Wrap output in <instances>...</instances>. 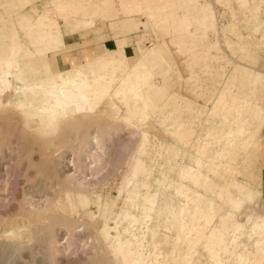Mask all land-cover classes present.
I'll return each instance as SVG.
<instances>
[{
  "label": "rangeland",
  "instance_id": "rangeland-1",
  "mask_svg": "<svg viewBox=\"0 0 264 264\" xmlns=\"http://www.w3.org/2000/svg\"><path fill=\"white\" fill-rule=\"evenodd\" d=\"M263 4L0 0V54L14 38L20 42L17 63L30 83L75 71L106 75L100 64L114 58L117 69L113 102L107 98L93 111L59 118L51 124L56 129L27 116L32 106L20 85L0 89V264H125L114 242L102 237L116 220L132 249L135 237L144 241L143 256L151 264H264V251L258 257L251 251L257 237L251 227L264 216L257 189L264 145ZM76 38L74 65L58 70L56 56L72 49L65 42ZM143 52H150L154 76L139 87L150 107L138 121L133 113L140 101L122 79L139 75L135 66ZM107 75L103 83L112 79ZM123 86L126 97L119 93ZM229 107L239 109L232 113ZM240 124L245 132L229 135ZM100 150L106 159L97 170ZM137 160L145 168L138 182L146 187L133 203L123 184ZM250 189L256 198L246 197ZM155 194L152 218L142 223L144 196ZM125 213L137 215L139 223L125 221ZM204 216L212 224L205 232L195 222ZM236 221L243 224L240 232Z\"/></svg>",
  "mask_w": 264,
  "mask_h": 264
},
{
  "label": "bare ground",
  "instance_id": "bare-ground-1",
  "mask_svg": "<svg viewBox=\"0 0 264 264\" xmlns=\"http://www.w3.org/2000/svg\"><path fill=\"white\" fill-rule=\"evenodd\" d=\"M153 7V6H152ZM155 7V6H154ZM137 9V8H136ZM149 16V13L147 14ZM153 15V14H151ZM150 15V16H151ZM156 16V13L154 14ZM153 15V17H154ZM39 17V16H38ZM152 19V18H151ZM45 21L44 15L40 16L39 22H43ZM51 34H44L42 35V39L43 41L46 40L47 36H49ZM180 37V36H179ZM20 39V38H19ZM47 41V40H46ZM182 43V42H181ZM182 45V44H181ZM23 45L20 44V42H18L17 40H12V44H10L8 50L6 52H3L0 54V89L3 88L5 90H9V91H13L14 87H16L17 85H20V88L23 92V94L26 96L25 98H28L27 100L29 101V103L31 104V108L28 110V112L26 113L28 117H31V119H34L37 121V126L42 127L44 129H48L49 126H52L51 124H54L55 122L59 121V118L62 117H66L70 114H74V113H81V112H85L87 109H89L88 111H93V108L103 104L104 101L107 98H110V101L113 102V98L110 94V89H112L111 85L112 82L115 81L116 76L114 75L117 71L116 69V58L114 59H109L106 62H103L102 64H100L103 68H105L106 71H108L107 73L111 72L112 75V79L107 82V83H103L106 82V75H102L100 73L97 74V76L95 75V77L92 75L90 76L89 74L85 73L84 71H75L74 75H59L56 79L55 77L53 78H49L47 80H44L43 78L40 80H37L36 82H29V79L26 78V74L24 73V71L20 68L19 64L17 63V57L18 55L20 56L19 52H21V49L24 47H22ZM180 46V45H179ZM60 47V46H59ZM63 47V45L61 46ZM175 47V46H174ZM123 49V47H122ZM180 49V48H179ZM142 55H139V59L137 61V65L135 66V68H137L138 72V76L135 78V80L132 79L131 74H126L125 78L122 79V83H132L131 85L128 86L130 92H133L134 96L137 98V100L140 101V103L137 105V109L135 110L134 114V119H137L138 121H142L145 120L146 118V114L147 111L150 107L149 105V96H145V94L143 93V91L139 90V87L141 85H147L149 83H151V80L153 79L154 73H153V68L147 66V60H150L149 54L150 52H143L140 53ZM112 57V56H111ZM152 61L155 62V55H152ZM154 58V59H153ZM119 60V58H118ZM122 60H124L122 58ZM137 60V59H136ZM56 61V60H55ZM54 61V62H55ZM45 70V69H44ZM124 70V69H123ZM134 70V67H133ZM28 72L30 70H27ZM37 71V70H35ZM48 71V70H47ZM132 72V71H131ZM134 72V71H133ZM37 73V72H36ZM125 73V71H124ZM248 75V74H247ZM25 76V78H24ZM43 76V75H42ZM46 76V75H45ZM108 76V75H107ZM245 77V76H243ZM248 77V76H247ZM108 78V77H107ZM40 79V78H39ZM111 87V88H110ZM125 86H123V89L119 90V93L121 92L122 94H124V97L127 96L126 94V90L124 89ZM247 87V86H246ZM122 88V87H121ZM116 91V90H115ZM124 91V92H123ZM118 93V92H115ZM222 93V92H220ZM217 94V93H216ZM219 94V93H218ZM119 95V94H117ZM223 95V94H222ZM120 96V95H119ZM118 96V97H119ZM131 96V95H129ZM21 97V96H20ZM19 98V97H17ZM23 98V97H22ZM117 98V97H116ZM115 98V99H116ZM220 98V96H219ZM229 98V97H228ZM234 98V97H233ZM230 99V98H229ZM117 100V99H116ZM233 100V99H232ZM243 101V100H241ZM248 101V99H247ZM1 102V101H0ZM106 102V101H105ZM235 102V100H234ZM8 104V103H7ZM105 104V103H104ZM235 104V103H234ZM233 104V105H234ZM9 105V104H8ZM20 107H22L24 109V103L20 102ZM245 105H249L246 104V101L244 100V106ZM251 105V104H250ZM153 106V105H152ZM156 106V105H155ZM154 106V107H155ZM236 107V106H234ZM233 107V108H234ZM238 107V106H237ZM240 107V106H239ZM243 107V105H242ZM241 107V108H242ZM247 107V106H246ZM250 107V106H249ZM134 107H131V109H133ZM156 108V107H155ZM154 108V109H155ZM224 108V106H223ZM240 108V109H241ZM244 108V107H243ZM242 108V109H243ZM19 109V107H18ZM26 109V108H25ZM228 109V108H227ZM236 109V108H234ZM239 109V108H238ZM238 109H236L235 111H237ZM247 109V108H246ZM127 110V109H126ZM134 110V109H133ZM132 110V111H133ZM230 110V107H229ZM250 110V109H249ZM223 111V110H222ZM232 111V110H230ZM235 111H232V113ZM229 112V111H228ZM240 112V111H239ZM237 112V113H239ZM128 114V113H126ZM154 114V113H153ZM131 115H129L130 117ZM133 117V116H132ZM239 118V117H238ZM133 119V118H132ZM247 119V118H246ZM130 120V119H129ZM236 120V118H235ZM244 121V120H243ZM242 121V122H243ZM247 121V120H245ZM244 121V123H245ZM241 122V120H240ZM239 122V123H240ZM59 124V122H58ZM55 125V124H54ZM56 126V125H55ZM213 126V125H212ZM244 124L243 125H239V127L235 130H231L229 133L233 134L236 136L237 134H243L245 132L244 129ZM218 127V126H217ZM50 128V127H49ZM54 128V126H52V129ZM56 129V128H54ZM216 130V129H215ZM220 130V129H219ZM212 131V130H211ZM216 132V131H215ZM220 133V132H219ZM227 133V134H228ZM208 134V133H207ZM211 134V133H210ZM220 135V134H218ZM233 135V136H234ZM209 136V135H208ZM213 137V136H212ZM237 137V136H236ZM94 138V137H93ZM218 138V137H217ZM95 140V139H94ZM219 140V139H218ZM234 140V137H233ZM231 141L229 142V144H231ZM95 142V141H94ZM235 142V141H233ZM209 143V142H208ZM207 143V144H208ZM245 143V141H244ZM97 144V143H96ZM95 144V145H96ZM228 144V143H227ZM92 145V144H91ZM210 145V144H209ZM207 145V146H209ZM232 145V144H231ZM260 145V144H259ZM94 148V143L92 145ZM113 147V146H112ZM245 147V146H244ZM93 148V149H94ZM97 148V147H96ZM114 148V147H113ZM105 149V148H104ZM200 149V148H199ZM101 151V150H100ZM221 151V150H220ZM99 152V151H98ZM97 152V153H98ZM104 152V151H103ZM229 152V150L227 151ZM96 153V154H97ZM100 153V152H99ZM223 153V152H222ZM226 153V152H225ZM224 155V154H223ZM227 155V154H226ZM96 159H94L95 162L94 163V169L96 168L98 170V168L103 167L104 164H102V161L106 159V157L104 156V154H102V151ZM221 157V156H220ZM226 156H224L225 158ZM95 158V157H94ZM44 160V159H43ZM42 160V162H43ZM139 160V159H138ZM137 160V162H138ZM232 161H234L233 159H231ZM140 162V161H139ZM138 162V164L136 165L135 168H132V172L129 176H127V178H125L126 180L124 181L123 184V192H125L130 198V200H133V203H137L135 202V200L138 197L139 191L144 187H146V184L143 183V187L141 188L142 184L140 182H138V180L140 179L139 175L141 173H143L145 170V168L143 169V165H140ZM66 163V162H65ZM143 163V162H142ZM77 164V163H76ZM106 164V162H105ZM144 164V163H143ZM75 165V164H74ZM109 165V164H108ZM134 165V164H133ZM145 166V164H144ZM230 166V165H229ZM92 167V168H93ZM190 167V166H189ZM227 168V166L225 167ZM231 168V167H230ZM131 170V169H130ZM143 171V172H142ZM200 171V170H199ZM211 171V170H210ZM226 171V170H225ZM228 171V170H227ZM230 171V170H229ZM232 171V170H231ZM57 172V171H56ZM193 172V171H192ZM75 173V172H74ZM73 173V174H74ZM188 173V172H187ZM50 174V173H49ZM53 174V173H52ZM186 174V173H185ZM181 175V174H180ZM184 175V173L182 174ZM195 175V173L193 174V176ZM229 175V174H227ZM49 176V175H48ZM47 176V177H48ZM142 176V174H141ZM199 178H196V176L194 178L196 179H200V175H198ZM203 176V175H202ZM206 176V175H205ZM81 177V176H80ZM139 177V178H138ZM74 178V177H73ZM89 178V177H88ZM206 178V177H205ZM85 179V178H84ZM91 177L89 178V180L91 181ZM208 179V178H206ZM80 180V179H79ZM83 180V179H82ZM85 180H83L84 183ZM87 181V179H86ZM140 183L141 185L139 186ZM236 183V182H235ZM194 184V182H193ZM240 184V183H239ZM197 185V184H196ZM195 187V186H193ZM139 188H141L139 190ZM190 188H188L189 190ZM192 189V188H191ZM77 190V189H76ZM81 190V189H80ZM176 190V189H175ZM77 192V191H76ZM84 192V191H83ZM223 192V190H222ZM79 193V192H78ZM229 193V191H228ZM181 194V193H180ZM220 194V193H218ZM223 194V193H222ZM231 194V193H230ZM229 194V195H230ZM248 194V195H247ZM245 195L247 198L252 199L254 198L255 192L253 191V189H250V191ZM257 194V193H256ZM259 194V193H258ZM141 195V194H140ZM139 195V196H140ZM197 195V194H196ZM232 195V194H231ZM222 196V195H220ZM144 204L140 205L142 206L141 208H146L147 212L144 215V219L142 221V223L144 222L145 218L146 220L149 219L151 220V214L153 212L154 209V205L156 203L157 200V195H150V196H144ZM184 197V196H183ZM142 198L141 196L139 197V199ZM186 198V197H185ZM189 198V197H188ZM194 198V197H193ZM231 198V196H230ZM256 198V197H255ZM129 200V199H128ZM187 200V199H186ZM192 200V198H191ZM233 202L235 203L236 206H240L242 204V200L240 198H234L232 199ZM231 200V201H232ZM138 201V199H137ZM140 201V200H139ZM140 204V203H138ZM193 204V203H192ZM46 206V205H45ZM196 206V205H195ZM133 207V206H132ZM136 207H138L137 205L135 206V209H137ZM199 208V207H197ZM125 209V208H124ZM134 209V207H133ZM139 210V209H138ZM200 211V209H198ZM205 210V209H204ZM168 211V210H167ZM198 211V212H199ZM127 212V211H126ZM188 212V211H187ZM258 212V211H257ZM197 214V213H196ZM120 215V214H119ZM211 215V214H210ZM121 216V215H120ZM136 216V217H135ZM196 215L194 214V217ZM213 216V215H211ZM205 217V216H204ZM121 217H118L117 219H119ZM125 221L127 220H132L133 222H137L139 223V217H137V215L132 216V214H128L125 213L123 214L122 217ZM142 218V217H141ZM122 219V220H123ZM197 218H193L192 220L194 221ZM199 219H201V216L199 217ZM197 220L195 222H199L198 225L199 227H201V229L203 228H207L210 224H211V219L208 218L206 219V217L204 218L203 221L201 220ZM173 220V219H172ZM191 220V221H192ZM238 221V220H237ZM236 221V231L240 232L244 227L243 224H241L240 222ZM194 222V223H195ZM118 221L116 220L114 223V226L107 228L104 227L105 229L103 230L104 234L102 235L103 239L105 241H109L112 240L115 244L116 249L120 252L123 253L124 255V261L125 264H151V260L149 259V257H144L143 256V250H144V241L138 237L136 238V243L134 244L135 249H132V244L131 241L126 240L124 241L123 239L120 238V231L118 227ZM187 223V222H186ZM193 223V224H194ZM185 224V223H184ZM193 224L191 222V227L193 228ZM197 224V223H196ZM144 225V224H143ZM146 225V224H145ZM172 225V224H171ZM188 225V224H187ZM212 225V224H211ZM75 226V225H74ZM73 226V227H74ZM182 226V225H181ZM189 226V225H188ZM187 226V227H188ZM185 228V227H183ZM189 228V227H188ZM39 229V228H38ZM197 229V228H196ZM200 229V228H199ZM208 229V228H207ZM206 229V230H207ZM74 230V229H73ZM190 230V228H189ZM252 233L253 235H257L256 240H255V244L254 247L251 248L252 253L255 254V257H258L259 255L262 254V252L264 251V216H260L256 221H254L252 227H251ZM112 231H114V234H112ZM193 230L191 229V232ZM202 231V230H201ZM209 236H208V240L210 239L209 237L211 235L214 234V230L210 229L209 230ZM39 232V231H38ZM190 232V231H189ZM205 232V229H204ZM197 233V232H196ZM203 233V232H202ZM200 234V233H199ZM198 234V236H200ZM218 234V233H217ZM241 234V233H240ZM191 235V234H190ZM203 235V234H202ZM187 236V235H186ZM234 236V235H233ZM214 237V236H213ZM212 237V238H213ZM217 237L219 238V234L216 236L215 239H217ZM253 237V236H252ZM198 238V237H197ZM214 239V238H213ZM177 242H180V239L177 238L176 239ZM198 240V239H196ZM200 240V239H199ZM185 241V240H184ZM221 241V240H219ZM219 241H215L216 244ZM209 242V241H208ZM207 242V243H208ZM214 242V243H215ZM206 243V244H207ZM207 247V246H206ZM254 248V249H253ZM209 249V248H208ZM253 249V250H252ZM219 250V249H218ZM59 251V250H58ZM228 251V250H227ZM250 251V252H251ZM224 253V252H223ZM247 254V253H246ZM251 254V253H250ZM248 255V254H247ZM191 257V256H190ZM247 257V256H246ZM249 257V256H248ZM254 257V256H253ZM245 258V257H244ZM183 259V258H182ZM243 259V258H242ZM248 259V258H247ZM60 260V259H59ZM244 260V259H243ZM157 263L159 260H156ZM183 261V260H182ZM248 261V260H247ZM44 263V262H43ZM46 263V262H45ZM47 264V263H46ZM155 264V263H154Z\"/></svg>",
  "mask_w": 264,
  "mask_h": 264
},
{
  "label": "crops",
  "instance_id": "crops-1",
  "mask_svg": "<svg viewBox=\"0 0 264 264\" xmlns=\"http://www.w3.org/2000/svg\"><path fill=\"white\" fill-rule=\"evenodd\" d=\"M67 46H73L72 49H69L67 51H64L60 54H58L56 56V66L58 67V70L61 69H66V68H69L70 66H73L74 65V61H75V56H74V53L76 52V50L74 49V46L79 44L80 43V39L79 38H76L74 40H71L70 42H65ZM97 53V50L96 52ZM92 54L93 56L95 55ZM84 57V59H90L92 58L93 56H85V55H82ZM261 165H259L260 167V173H259V178H258V181H257V189L259 191V194H260V200L261 202L264 204V145H263V149L261 151Z\"/></svg>",
  "mask_w": 264,
  "mask_h": 264
},
{
  "label": "built area",
  "instance_id": "built-area-1",
  "mask_svg": "<svg viewBox=\"0 0 264 264\" xmlns=\"http://www.w3.org/2000/svg\"><path fill=\"white\" fill-rule=\"evenodd\" d=\"M262 15L264 17V4L262 5Z\"/></svg>",
  "mask_w": 264,
  "mask_h": 264
}]
</instances>
